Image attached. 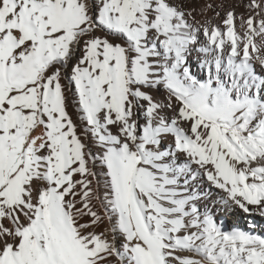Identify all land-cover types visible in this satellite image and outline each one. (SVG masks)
<instances>
[{
  "label": "snow or ice",
  "instance_id": "6c2138e0",
  "mask_svg": "<svg viewBox=\"0 0 264 264\" xmlns=\"http://www.w3.org/2000/svg\"><path fill=\"white\" fill-rule=\"evenodd\" d=\"M0 264H264V0H0Z\"/></svg>",
  "mask_w": 264,
  "mask_h": 264
}]
</instances>
